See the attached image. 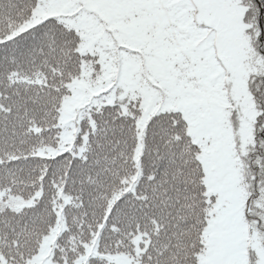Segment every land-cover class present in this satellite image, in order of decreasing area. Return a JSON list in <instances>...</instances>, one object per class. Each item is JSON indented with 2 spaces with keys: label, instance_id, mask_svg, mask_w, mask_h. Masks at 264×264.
I'll list each match as a JSON object with an SVG mask.
<instances>
[{
  "label": "snow or ice",
  "instance_id": "1",
  "mask_svg": "<svg viewBox=\"0 0 264 264\" xmlns=\"http://www.w3.org/2000/svg\"><path fill=\"white\" fill-rule=\"evenodd\" d=\"M0 264H264V0H0Z\"/></svg>",
  "mask_w": 264,
  "mask_h": 264
}]
</instances>
